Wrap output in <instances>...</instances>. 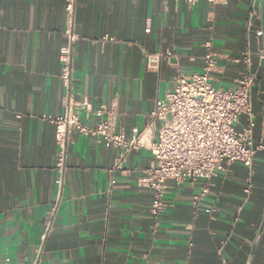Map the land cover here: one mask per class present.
Masks as SVG:
<instances>
[{
  "label": "crops",
  "instance_id": "1",
  "mask_svg": "<svg viewBox=\"0 0 264 264\" xmlns=\"http://www.w3.org/2000/svg\"><path fill=\"white\" fill-rule=\"evenodd\" d=\"M64 2L0 0V264H246L264 214V151L255 154L247 197L248 169L222 164L197 213L198 186L168 181L166 209L155 222L151 192L139 185L153 164L150 151L131 152L109 174L119 152L73 133L62 198L41 241L57 177L54 129L42 117L63 111ZM251 9V0H77L74 99L94 108L114 101L117 131L155 141L156 128L147 127L154 102L172 91L177 71H202L207 41L217 57L213 86L233 89ZM250 45L255 140L262 130L264 144L261 40L251 36ZM160 51L172 56L157 73L148 71L146 55ZM251 264H264V227Z\"/></svg>",
  "mask_w": 264,
  "mask_h": 264
},
{
  "label": "built area",
  "instance_id": "2",
  "mask_svg": "<svg viewBox=\"0 0 264 264\" xmlns=\"http://www.w3.org/2000/svg\"><path fill=\"white\" fill-rule=\"evenodd\" d=\"M187 4L207 2L221 4L224 0H183ZM252 9L246 21L248 42L241 61L244 69L231 90L215 88L212 84V72L216 67V54L211 41L204 44L205 54L202 71L183 75L179 71L174 75V87L163 99L154 102L148 115V128L155 129L157 138L149 141L144 132L134 133L126 139L117 131V107L114 101L94 108L83 98L74 99V47L79 40L75 32L77 0L64 2V44L59 49L60 74L62 86V113L56 117L42 118L54 129L53 170L57 177L55 197L44 218V242L54 225V219L60 204L64 186L69 146L73 133L89 137L105 148L117 150L118 156L108 171L113 174L122 170L125 158L133 151L148 149L153 158L152 166L144 172L139 185L151 192L150 216L157 222L164 213L166 205L164 195L167 182L198 186L192 205L195 213L202 210V203L210 194L211 180L222 164L230 166L239 163L248 169L244 180L243 193L250 194L252 164L255 154L264 151L263 131L259 141L255 140V117L252 108V91L257 86V74L252 62L254 52L251 49V36L261 40L260 2L251 0ZM146 31H149L147 27ZM104 40H108L104 38ZM169 52H156L146 55V69L157 73L160 64L171 57ZM257 57L263 67V51ZM84 114V119L80 114ZM93 118L91 124L85 121ZM243 119V122H242ZM263 123H261V127ZM213 210H210L211 213Z\"/></svg>",
  "mask_w": 264,
  "mask_h": 264
},
{
  "label": "water",
  "instance_id": "3",
  "mask_svg": "<svg viewBox=\"0 0 264 264\" xmlns=\"http://www.w3.org/2000/svg\"><path fill=\"white\" fill-rule=\"evenodd\" d=\"M259 25H260V29H261V46H262V51H263V56H264V0H261L260 2V19H259ZM263 71H264V61H263ZM264 227V214L262 217V221L260 223L259 229L255 235V238L253 240L252 243V248H251V252L250 255L247 259L246 264H251L252 258H253V254L255 251V248L259 242L260 236H261V232L263 230Z\"/></svg>",
  "mask_w": 264,
  "mask_h": 264
},
{
  "label": "trees",
  "instance_id": "4",
  "mask_svg": "<svg viewBox=\"0 0 264 264\" xmlns=\"http://www.w3.org/2000/svg\"><path fill=\"white\" fill-rule=\"evenodd\" d=\"M262 88H263V98L262 99H260L261 101H262V103L264 104V83H263V86H262Z\"/></svg>",
  "mask_w": 264,
  "mask_h": 264
},
{
  "label": "rangeland",
  "instance_id": "5",
  "mask_svg": "<svg viewBox=\"0 0 264 264\" xmlns=\"http://www.w3.org/2000/svg\"><path fill=\"white\" fill-rule=\"evenodd\" d=\"M242 122H243V119H242Z\"/></svg>",
  "mask_w": 264,
  "mask_h": 264
}]
</instances>
